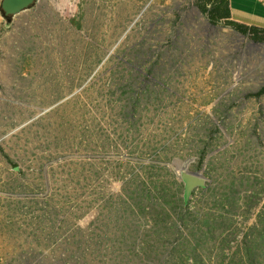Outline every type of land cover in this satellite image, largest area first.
<instances>
[{
    "label": "rangeland",
    "instance_id": "obj_1",
    "mask_svg": "<svg viewBox=\"0 0 264 264\" xmlns=\"http://www.w3.org/2000/svg\"><path fill=\"white\" fill-rule=\"evenodd\" d=\"M1 1L0 264H264V44L195 0Z\"/></svg>",
    "mask_w": 264,
    "mask_h": 264
},
{
    "label": "trees",
    "instance_id": "obj_2",
    "mask_svg": "<svg viewBox=\"0 0 264 264\" xmlns=\"http://www.w3.org/2000/svg\"><path fill=\"white\" fill-rule=\"evenodd\" d=\"M194 4L211 26L229 28L236 34L247 36L254 43L264 44L263 28L246 26L231 20L229 0H195ZM263 94L264 86L250 96L260 97ZM201 164L200 162L197 168H200ZM199 190L204 191V189ZM181 207L183 209V204H181ZM230 207L235 209V202H231ZM195 264L199 263L196 262Z\"/></svg>",
    "mask_w": 264,
    "mask_h": 264
},
{
    "label": "water",
    "instance_id": "obj_3",
    "mask_svg": "<svg viewBox=\"0 0 264 264\" xmlns=\"http://www.w3.org/2000/svg\"><path fill=\"white\" fill-rule=\"evenodd\" d=\"M36 0H2L1 9L6 16H15L26 10ZM178 179L182 183V202L185 207L190 200L195 189H205L207 178L200 172L181 171Z\"/></svg>",
    "mask_w": 264,
    "mask_h": 264
},
{
    "label": "crops",
    "instance_id": "obj_4",
    "mask_svg": "<svg viewBox=\"0 0 264 264\" xmlns=\"http://www.w3.org/2000/svg\"><path fill=\"white\" fill-rule=\"evenodd\" d=\"M262 1H264V0H262ZM263 3H264V2H263ZM231 20L237 22L236 20L232 19V16H231ZM237 23H240V24H243V25L249 26L248 24L241 23V22H239V21H238Z\"/></svg>",
    "mask_w": 264,
    "mask_h": 264
}]
</instances>
